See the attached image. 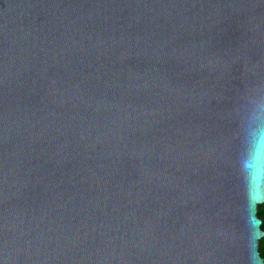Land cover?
Listing matches in <instances>:
<instances>
[{
	"label": "water",
	"instance_id": "obj_1",
	"mask_svg": "<svg viewBox=\"0 0 264 264\" xmlns=\"http://www.w3.org/2000/svg\"><path fill=\"white\" fill-rule=\"evenodd\" d=\"M256 93L264 0H0V264H264Z\"/></svg>",
	"mask_w": 264,
	"mask_h": 264
},
{
	"label": "clouds",
	"instance_id": "obj_2",
	"mask_svg": "<svg viewBox=\"0 0 264 264\" xmlns=\"http://www.w3.org/2000/svg\"><path fill=\"white\" fill-rule=\"evenodd\" d=\"M237 151L234 168L241 182L253 244L264 239V93H256L245 101L237 122ZM253 260L259 264L258 253Z\"/></svg>",
	"mask_w": 264,
	"mask_h": 264
},
{
	"label": "trees",
	"instance_id": "obj_3",
	"mask_svg": "<svg viewBox=\"0 0 264 264\" xmlns=\"http://www.w3.org/2000/svg\"><path fill=\"white\" fill-rule=\"evenodd\" d=\"M258 216L264 218V210H261L257 213ZM261 229L263 230L264 232V226L261 227ZM258 250H259V253H260V256L263 258L264 260V239L258 241Z\"/></svg>",
	"mask_w": 264,
	"mask_h": 264
}]
</instances>
